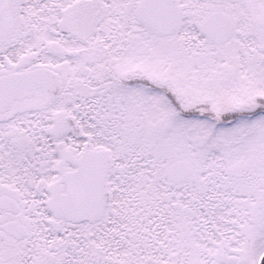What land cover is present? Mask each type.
<instances>
[{
	"label": "snow or ice",
	"instance_id": "snow-or-ice-1",
	"mask_svg": "<svg viewBox=\"0 0 264 264\" xmlns=\"http://www.w3.org/2000/svg\"><path fill=\"white\" fill-rule=\"evenodd\" d=\"M0 264H264V0H0Z\"/></svg>",
	"mask_w": 264,
	"mask_h": 264
}]
</instances>
